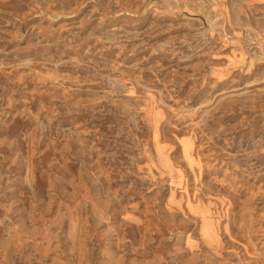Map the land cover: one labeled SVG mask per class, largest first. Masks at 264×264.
<instances>
[{"label":"rangeland","instance_id":"rangeland-1","mask_svg":"<svg viewBox=\"0 0 264 264\" xmlns=\"http://www.w3.org/2000/svg\"><path fill=\"white\" fill-rule=\"evenodd\" d=\"M0 264H264V0H0Z\"/></svg>","mask_w":264,"mask_h":264}]
</instances>
